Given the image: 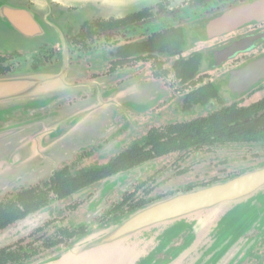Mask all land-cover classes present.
<instances>
[{"label":"flooded vegetation","instance_id":"af4514ba","mask_svg":"<svg viewBox=\"0 0 264 264\" xmlns=\"http://www.w3.org/2000/svg\"><path fill=\"white\" fill-rule=\"evenodd\" d=\"M258 1L163 0L130 18L78 23L74 7L0 0V78L49 88L0 106V264L62 254L155 201L259 169L201 176L207 167H195L203 153L243 145L211 133H225L233 111L241 124L238 102L264 93V79L239 92L241 71L264 57V17L244 22L242 11ZM121 89L128 101L110 111ZM16 132L33 133L25 142L11 140ZM45 132V145L31 141ZM191 232L153 264L172 260ZM241 255L218 264H264V237Z\"/></svg>","mask_w":264,"mask_h":264},{"label":"water","instance_id":"95a60500","mask_svg":"<svg viewBox=\"0 0 264 264\" xmlns=\"http://www.w3.org/2000/svg\"><path fill=\"white\" fill-rule=\"evenodd\" d=\"M32 1L77 8L75 16L78 23H83L87 20L123 19L163 0ZM242 11L244 22L253 17H264V0L243 6ZM239 79L240 93L247 92L264 79V57L244 68ZM36 81L30 77L0 78V106L39 97L49 91L48 85L39 86ZM125 94L124 89L112 93L106 102L110 111L126 104ZM32 133L16 132L9 136L14 137L11 140L28 142ZM49 134L40 133L31 141L45 145ZM7 136L0 135V142ZM186 228L192 231L186 243L175 252L172 260L160 264H218L233 254L244 256L248 253L264 237V167L210 187L155 201L110 228L92 231L64 254L32 264H124L125 259V264H153L155 255ZM256 229L261 236L248 241L246 235ZM235 246L239 249L234 252ZM128 255L133 258H127Z\"/></svg>","mask_w":264,"mask_h":264},{"label":"rangeland","instance_id":"374dc122","mask_svg":"<svg viewBox=\"0 0 264 264\" xmlns=\"http://www.w3.org/2000/svg\"><path fill=\"white\" fill-rule=\"evenodd\" d=\"M185 1H187V0H185ZM182 2L174 1L173 7L180 5ZM262 98H264V93L261 92V90L257 89L255 91H253L251 94L243 97L240 100V102H238V104L242 107H248V106L260 101ZM203 154H204L203 155L204 159L200 160L199 162H198V160H196L197 164L195 165V167H197V168H202V167H204V165L207 167L206 170H199V171H201V173L197 174V175H201V176H203L205 174H209V173L216 174L220 170H223V169H227V171L229 172V175L231 176V175H235V174H240V172L242 170L246 171V170L252 169L253 167L254 168L257 167L259 169L264 167V143L251 144V145L243 144V145L227 146L225 148L212 149V150H210V153L206 152ZM231 179H233V178H231ZM231 179H229V180H231ZM229 180H227V181H229ZM98 229H101V228H98ZM95 230H97V229H95ZM95 230H93V231H95ZM10 241H12V239L6 238L4 240V244H6ZM74 244H72V245H74ZM71 246H69V247H71ZM255 247H256V245H255ZM64 253H62V254H64ZM58 255H61V254H58ZM58 255H54V256H58ZM46 259H48V258H46Z\"/></svg>","mask_w":264,"mask_h":264},{"label":"trees","instance_id":"16d2710c","mask_svg":"<svg viewBox=\"0 0 264 264\" xmlns=\"http://www.w3.org/2000/svg\"><path fill=\"white\" fill-rule=\"evenodd\" d=\"M121 21L109 22L119 24ZM236 117L237 116L234 111L229 113L227 116V131L225 133L213 131L211 133L210 141H216L225 144L237 143L245 145L264 143V99L260 102L243 108L241 114V124L236 123ZM217 122L218 121L216 120L215 123ZM217 125L219 126L218 123ZM1 220L2 218L0 217V221Z\"/></svg>","mask_w":264,"mask_h":264},{"label":"bare ground","instance_id":"6f19581e","mask_svg":"<svg viewBox=\"0 0 264 264\" xmlns=\"http://www.w3.org/2000/svg\"><path fill=\"white\" fill-rule=\"evenodd\" d=\"M63 78V77H62ZM59 81V80H58ZM235 248V247H234ZM236 249H239V247H237L236 246ZM133 255H128V257L127 258H130V257H132ZM133 258V257H132ZM132 258H130V259H132ZM220 262V261H219ZM126 263V259L124 260V264Z\"/></svg>","mask_w":264,"mask_h":264}]
</instances>
